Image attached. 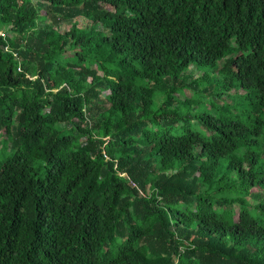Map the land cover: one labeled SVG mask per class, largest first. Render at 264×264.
Masks as SVG:
<instances>
[{
  "label": "trees",
  "instance_id": "obj_1",
  "mask_svg": "<svg viewBox=\"0 0 264 264\" xmlns=\"http://www.w3.org/2000/svg\"><path fill=\"white\" fill-rule=\"evenodd\" d=\"M0 132V264H264V0H0Z\"/></svg>",
  "mask_w": 264,
  "mask_h": 264
},
{
  "label": "rangeland",
  "instance_id": "obj_2",
  "mask_svg": "<svg viewBox=\"0 0 264 264\" xmlns=\"http://www.w3.org/2000/svg\"><path fill=\"white\" fill-rule=\"evenodd\" d=\"M69 26H70V24L69 23H67V22H61V23H59L58 24V26H57V29L59 30V32H65L66 30H68L69 29ZM191 74L194 76V77H199V76H201L202 75V72H200V71H197V70H194L193 72H191ZM239 93H242L241 91H239ZM187 95H188V97H191L192 95H193V92H187ZM226 97H225V101H226ZM228 100V99H227ZM229 102H230V100H228ZM232 103V102H231ZM218 104H221L220 103V101H219V103ZM207 108H210V104H208L207 105ZM1 133V132H0ZM0 146H1V144H0ZM235 215H236V213H235Z\"/></svg>",
  "mask_w": 264,
  "mask_h": 264
}]
</instances>
